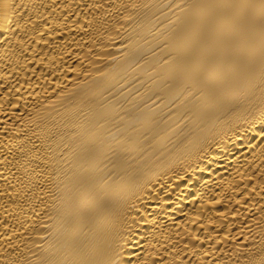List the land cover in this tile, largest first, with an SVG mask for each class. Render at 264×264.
Wrapping results in <instances>:
<instances>
[{"label":"bare ground","instance_id":"bare-ground-1","mask_svg":"<svg viewBox=\"0 0 264 264\" xmlns=\"http://www.w3.org/2000/svg\"><path fill=\"white\" fill-rule=\"evenodd\" d=\"M0 264H264V0H0Z\"/></svg>","mask_w":264,"mask_h":264}]
</instances>
